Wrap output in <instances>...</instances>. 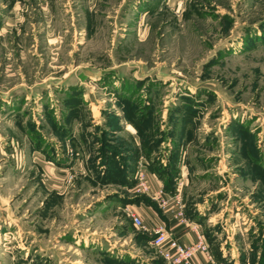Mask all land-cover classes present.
I'll list each match as a JSON object with an SVG mask.
<instances>
[{"label": "rangeland", "instance_id": "374dc122", "mask_svg": "<svg viewBox=\"0 0 264 264\" xmlns=\"http://www.w3.org/2000/svg\"><path fill=\"white\" fill-rule=\"evenodd\" d=\"M181 143L194 201L257 210L238 233L257 255L264 0H0V264H162L129 217L137 170L105 180V157L164 167Z\"/></svg>", "mask_w": 264, "mask_h": 264}, {"label": "crops", "instance_id": "0c3cea01", "mask_svg": "<svg viewBox=\"0 0 264 264\" xmlns=\"http://www.w3.org/2000/svg\"><path fill=\"white\" fill-rule=\"evenodd\" d=\"M134 147L135 151L136 149L137 151L136 154L131 157L132 159L126 157V155L132 153V151H124L123 153L119 151L117 153L118 157L117 155L115 156L117 159L114 157L111 159L113 163L116 161L119 167L126 173L128 172V176L133 169L135 171L137 170V174L142 172L145 175L149 190L139 195L141 196L139 202L129 206V210L134 211L143 221L145 229H141L142 234L149 236L153 233L155 228L161 227L167 232L169 237L176 238L182 245H188L193 242H203L207 247V251H198L195 253L191 260V264H255L254 258L257 257L259 259L260 251L257 250V255L254 256V253L251 252L252 247L250 246V241H244L243 238L239 240L238 233L240 232L243 234V230L246 235L250 233L249 230L252 225L250 220L253 217L251 215L257 214V210L252 212V210L247 209L246 211L249 212V214H245L249 215L248 220L239 222L237 217H242L241 215H244V212H241L238 208L235 210L228 209L231 211V214H229L226 210L227 200L230 197L229 194L227 198L223 200L225 202L219 203H217L218 198L213 199V196L210 197V193H216L221 187L209 191V193L202 196V199L194 201L193 196H191L192 194L188 191L190 184L185 176L186 172L188 173V168L180 162L177 164L179 170L178 177L174 179L175 191L174 193H170L165 189L164 181L150 169L151 159L142 153L141 146L138 147L135 145ZM184 147L183 143H181L179 146L171 148L170 151H172L173 154H179V157L182 159L185 155ZM170 151H168V155H166L167 158L170 155ZM38 157L40 163H42V169L44 172L46 171L45 174L51 177L52 180L57 181L54 175L52 176L56 168L51 166V162L46 161L43 156L38 155ZM256 181L260 183L261 179H251V182ZM158 192H160V199L165 200V205H161L160 200L157 198ZM208 195L210 198H205ZM214 200L215 203H213ZM239 200L240 202H245L246 207L251 206V204H248L249 199H247V196H239ZM219 205L221 206L220 209H218ZM228 216H235V219L234 221H229L227 224L226 220ZM246 222L250 223L246 224ZM255 231L256 230H253V232ZM263 232L261 235H263ZM167 247L168 244L166 242L158 249L162 258V252L166 250ZM118 260H123V258L120 259V256H118ZM106 261L110 263L109 260ZM73 262H77V260ZM162 264L169 263L163 258Z\"/></svg>", "mask_w": 264, "mask_h": 264}, {"label": "built area", "instance_id": "2783aa9c", "mask_svg": "<svg viewBox=\"0 0 264 264\" xmlns=\"http://www.w3.org/2000/svg\"><path fill=\"white\" fill-rule=\"evenodd\" d=\"M136 190L141 193H145L149 190V185L146 183L145 175L142 172L138 174ZM157 196L161 205H165V200L160 199V192H158ZM129 217L137 228L145 229L140 216L134 211L129 210ZM153 234L151 244L156 249H159L162 244L167 242L168 247L162 252V256L169 264H191V260L195 253L198 251H207L206 245L201 241L193 242L188 245L180 244L176 238L169 237L167 232L161 227L155 228Z\"/></svg>", "mask_w": 264, "mask_h": 264}, {"label": "trees", "instance_id": "16d2710c", "mask_svg": "<svg viewBox=\"0 0 264 264\" xmlns=\"http://www.w3.org/2000/svg\"><path fill=\"white\" fill-rule=\"evenodd\" d=\"M138 129V128H137ZM140 133V130H139ZM141 136V135H140ZM156 147H145V146H141V151L144 155H146L149 159H151V156L153 154V151L155 150ZM132 153L128 154V155H135L136 151H135V147H133L131 149ZM130 152V151H129ZM117 152L115 151H111L109 152V155L107 157H105V161H106V169L104 171L105 173V180L109 179V178H114L115 176H117V178L115 179L117 182H122L125 183L127 182V173L119 167V165L115 162V164H113L112 159L115 155H118ZM169 157H168V163L162 167L160 166L159 161H157L156 159H153L150 163V169L152 171L155 172V170L157 171L158 176L164 181L165 183V189L167 191H169L170 193H174L175 191V178L178 176V168H177V164H176V160H177V154L176 153H172V151H170L169 153ZM251 154V153H250ZM253 156V154H251ZM126 157H132V156H126ZM255 168L260 169V171L262 172V174L264 175V168H262L261 164H257L255 162ZM160 170V172H159ZM115 175V176H114ZM259 178V177H258ZM259 179L262 180V178L260 177ZM141 196H139V198L137 199L138 201H140ZM196 215V214H195ZM257 242V241H255ZM254 247L256 245H253ZM258 249L260 250V257L257 260V264H264V255H263V251H264V246L261 245H257Z\"/></svg>", "mask_w": 264, "mask_h": 264}]
</instances>
